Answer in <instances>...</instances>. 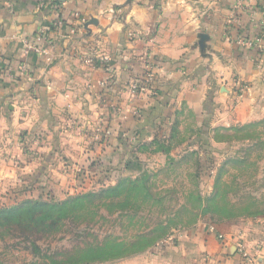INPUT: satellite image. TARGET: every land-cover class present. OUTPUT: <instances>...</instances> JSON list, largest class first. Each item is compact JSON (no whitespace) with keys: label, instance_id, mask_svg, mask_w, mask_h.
I'll use <instances>...</instances> for the list:
<instances>
[{"label":"crops","instance_id":"0c3cea01","mask_svg":"<svg viewBox=\"0 0 264 264\" xmlns=\"http://www.w3.org/2000/svg\"><path fill=\"white\" fill-rule=\"evenodd\" d=\"M56 5L0 0V190L115 185L164 164L172 153L159 144L189 117L202 135L264 122V0ZM42 32L47 55L29 49ZM151 69L152 93L132 95ZM179 231L173 245L123 264H264V218Z\"/></svg>","mask_w":264,"mask_h":264},{"label":"rangeland","instance_id":"374dc122","mask_svg":"<svg viewBox=\"0 0 264 264\" xmlns=\"http://www.w3.org/2000/svg\"><path fill=\"white\" fill-rule=\"evenodd\" d=\"M196 124L197 119L189 117L182 127L179 125L177 137L170 146L171 159L146 170L149 185L160 203L152 205L151 201L144 204L140 212H135L137 206L132 199L127 200L126 194L124 199L116 195L104 198L97 209L99 216L94 222H83L81 226L72 217L64 219L58 228H50L48 224L52 221L48 220L40 224L37 215H44L43 209L30 218L38 221L34 225L21 222L15 215L0 219V264H65L68 257L79 250L105 243L110 238L130 242L135 231L147 230L150 226L157 225L159 232L163 225L173 235L179 230L196 227L200 221H209L217 227L228 222L264 218V122L259 126L221 128L215 132L219 127L204 129V135ZM188 140L192 143L186 145L184 142ZM122 179L119 184L86 193L100 194L104 191L101 189L117 188L120 184L126 192L135 190L129 182L135 181L134 176ZM16 187L0 190V208L12 207L13 203L14 208H19L31 199L56 204L69 196L85 193L79 190L67 195L68 192L61 191L59 195L42 196L36 191L28 193L25 186ZM83 214L86 211L80 213ZM161 240L145 250L128 247L125 258L91 264H123L151 256Z\"/></svg>","mask_w":264,"mask_h":264},{"label":"trees","instance_id":"16d2710c","mask_svg":"<svg viewBox=\"0 0 264 264\" xmlns=\"http://www.w3.org/2000/svg\"><path fill=\"white\" fill-rule=\"evenodd\" d=\"M145 81H146L145 78H143L141 80H138L137 83L144 84ZM153 84L155 85V78ZM261 124L262 122H258V123L256 122L245 126L232 127V128L240 129V128L259 126ZM221 128L223 127L216 128L214 132L216 130L221 131L222 130ZM223 129L225 130L226 128ZM177 133H178L177 128L173 129V134H172L173 140L177 137ZM170 146L171 144L169 145L159 144L158 150L170 154L171 152ZM170 159L171 157H169V160ZM134 168L136 167L134 166ZM147 172L148 171L143 170L140 174L134 176L136 178L135 181H129L130 183L133 184L135 190L128 189L126 192L125 188H123L124 187L123 184H120V187L117 188L107 187L101 189L104 191H102L100 194H97L95 191H93V192H87V193L85 192L82 194L69 196L67 199L60 201L59 203L56 204L49 203L44 200L31 199L21 204L19 208H14V205L12 207L0 208V219L9 218V217L13 218V216L15 215L16 217L21 218L20 219L21 222L26 221L27 224L34 225L37 224L38 221L31 220L30 218H34L37 215L38 211L40 209H43L44 215L41 214L37 215L39 216L38 218L41 220L40 224H45V222L48 220V221H52L51 223L48 224L50 228H58L64 219H68L72 217L74 218L73 221H76L77 223L80 224L78 226H81L83 222H87L88 224L94 222L95 218L99 216L97 209L99 205L103 203L104 198L107 199L109 197H113L116 195V197L124 199L123 198L124 194H126L127 200L132 199L135 205L137 206L135 212H140L139 210L143 208L144 204H147L151 201L153 202L152 205L156 203L157 204L160 203V201L156 199V195L153 192L152 186L149 185L150 177L147 174ZM131 177L132 176H128L123 178L122 180L124 181L125 179L127 180V178H131ZM138 178L139 181H137ZM119 181L118 184L121 183V181L120 182ZM129 194L130 196H128ZM126 198L124 201H127ZM199 200L202 199L199 198ZM83 211L84 212L86 211V214L80 215V213ZM6 215H8V217H6ZM88 215L91 216L84 217ZM160 228L161 230L159 232H157V225L156 227L150 226L147 230L139 229L138 231H135L132 237L133 240L127 243L117 238H110L105 243L98 244L96 246H90L88 248L79 250L78 253L75 254L74 256L68 257V259L65 261L66 262L65 264H79V263L91 264L97 261L102 262L104 260L125 258L126 256H128L126 255L127 254L126 250L128 247L146 249L149 248L151 245L155 246L156 242H158L161 239L163 240L171 235L168 231L169 230L168 227L163 228V225H160ZM145 242H147V244L144 247L142 245ZM166 251L167 250L165 249L164 252Z\"/></svg>","mask_w":264,"mask_h":264},{"label":"built area","instance_id":"2783aa9c","mask_svg":"<svg viewBox=\"0 0 264 264\" xmlns=\"http://www.w3.org/2000/svg\"><path fill=\"white\" fill-rule=\"evenodd\" d=\"M39 2V8L40 9H45L47 8L48 5H51L52 7L56 8V3H57V0H38ZM47 33L46 32H42L36 39V42L34 43V45H32L31 47H29L30 50H33L35 51L36 53H39V54H48V51L45 49V46L46 44L48 43L47 42ZM129 37L130 39L132 40H137V37L135 34L133 33H129ZM237 43L243 47H246V48H256L258 47V43L256 41H253V40H245V39H238L237 40ZM110 59L108 57H101L99 59V63L100 64H106V63H109ZM154 78H155V72L153 69L149 70L148 73L146 74V77H145V82L144 84H139V83H133L131 85V88H130V91L132 93V95H135V96H139V95H143V94H146V93H152V90L154 88ZM180 233L179 232H176L174 233L173 235L167 237L166 239L162 240L160 242V246H163V245H167V244H170V245H173L175 243V241L177 240V235ZM218 239L223 243V244H226L228 243L231 238H229L228 236L224 235V234H220L218 236ZM239 251L240 253L242 254L243 257L245 258H248L249 255L248 253L244 250V248L242 246L239 247Z\"/></svg>","mask_w":264,"mask_h":264},{"label":"water","instance_id":"95a60500","mask_svg":"<svg viewBox=\"0 0 264 264\" xmlns=\"http://www.w3.org/2000/svg\"><path fill=\"white\" fill-rule=\"evenodd\" d=\"M204 39H206L207 37H203Z\"/></svg>","mask_w":264,"mask_h":264}]
</instances>
